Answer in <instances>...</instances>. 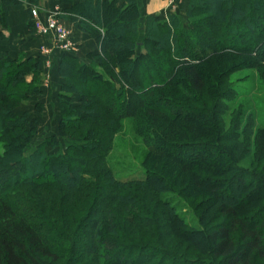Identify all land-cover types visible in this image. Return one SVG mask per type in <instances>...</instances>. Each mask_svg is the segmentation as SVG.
<instances>
[{"label":"trees","instance_id":"trees-1","mask_svg":"<svg viewBox=\"0 0 264 264\" xmlns=\"http://www.w3.org/2000/svg\"><path fill=\"white\" fill-rule=\"evenodd\" d=\"M40 1L0 0V24ZM98 3L73 22L99 52L58 57L78 104L58 95V135L36 146L15 109L41 94L38 62L0 51V264H264V0H188L165 22ZM125 126L139 165L119 178Z\"/></svg>","mask_w":264,"mask_h":264},{"label":"crops","instance_id":"crops-1","mask_svg":"<svg viewBox=\"0 0 264 264\" xmlns=\"http://www.w3.org/2000/svg\"><path fill=\"white\" fill-rule=\"evenodd\" d=\"M90 1V0H89ZM41 0L38 6L41 17L46 11L55 10L59 13V22L69 33L75 49L65 55L83 59L87 54L98 53L96 34H87L80 31L74 24L73 19L81 17V7L91 3V8L97 7L98 2L110 0ZM124 0H118V4ZM141 13L144 17L156 16L160 20L167 21V15H176L186 19L188 0H176L175 7L168 6L167 0H138ZM99 4V3H98ZM31 7V8H32ZM29 5L25 3L10 5L7 7L4 23L0 24V51L7 53L13 60L34 58L38 62V67L45 71H50L49 75L43 73L41 78L40 92L37 96H29V104L32 110L22 109L19 112H34L33 107L37 103L44 105L45 109L55 112L57 104L58 87L62 84V79L57 75L58 57L60 53L52 52L49 56L41 54V48L50 46L48 36L38 35L29 20ZM75 11V12H74ZM48 76V77H47ZM31 76L26 77L30 81ZM49 86V87H48ZM75 99V98H73ZM49 106V109H48ZM46 111V112H47Z\"/></svg>","mask_w":264,"mask_h":264},{"label":"rangeland","instance_id":"rangeland-1","mask_svg":"<svg viewBox=\"0 0 264 264\" xmlns=\"http://www.w3.org/2000/svg\"><path fill=\"white\" fill-rule=\"evenodd\" d=\"M57 17H58L57 19L59 21L60 16H57ZM95 33L103 34V30H101L100 28H97V31ZM43 73L45 75H47V74L49 75L50 71L47 69L45 71H42L39 68V75L37 77L38 78L37 80L38 81L40 80L39 81V88L41 86V78H42ZM57 75L61 78V74H60V71L58 70V68H57ZM252 76L255 77V73L253 71H248V70L244 71L243 70V71L238 72L232 76L231 83L240 86V88L246 87L247 89H251V96H250L249 100L241 99L240 101L245 103V104L247 102H249L251 104V107L253 110L252 112H255V110L258 109V104L256 105L255 103H253V101L254 102H256V101L263 102L262 101L263 100V98H262L263 93L261 91H259L258 83L256 81H254V79H252L251 83L247 81V78H251ZM28 82H30V81H28ZM62 84H63V81H62ZM62 84L58 87V94L59 95L63 94V96H71L72 97V99H71L72 104H75V105L78 104L77 94L71 95V94L66 93V92L61 93L62 92L61 91ZM0 87H2L1 84H0ZM73 98H75V99H73ZM28 100H29V98L24 100V101H21L20 105L15 109V112L18 115L23 113V112H19L22 109L32 110V107L30 106ZM58 103H59V100L57 98V104L55 106V112L47 111L45 109L44 105H42L41 103H37L33 107V109H35V108L37 109L36 111L34 110V112H28V114L30 115V118L36 119V121H37L38 137L36 139H34V141H33V144L35 146L38 145L44 138H47V137H50V136L56 135V134L58 135V129H57V124L59 121ZM48 109H49V106H48ZM132 146H140V144L138 141H136L134 136L131 134L128 126H125V130L123 131V133L118 134L116 136L115 140L113 141V146H112L111 152H110L109 157H108L110 167L113 169L114 172H116V175L119 178H122V177L127 175V173H128L127 170H129V166L131 167V166L139 165V161L137 160L138 154L136 155L135 151L132 150ZM56 151L57 150L51 151L50 149H47L48 153H54ZM30 152H32V150H30ZM184 214H185L186 218L189 219L190 215L188 216L187 213H184Z\"/></svg>","mask_w":264,"mask_h":264},{"label":"built area","instance_id":"built-area-1","mask_svg":"<svg viewBox=\"0 0 264 264\" xmlns=\"http://www.w3.org/2000/svg\"><path fill=\"white\" fill-rule=\"evenodd\" d=\"M168 6L175 7L176 0H167ZM59 13L55 10L46 11L44 17H41L39 9L32 7L29 9L30 24L35 32L41 36H48L50 39V46L41 48L40 52L44 56H49L52 52L69 53L75 49L69 33L59 23Z\"/></svg>","mask_w":264,"mask_h":264}]
</instances>
